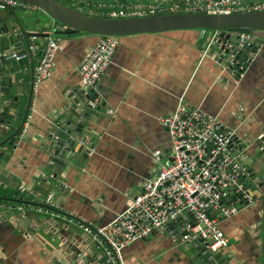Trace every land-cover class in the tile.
<instances>
[{"label": "crops", "instance_id": "1", "mask_svg": "<svg viewBox=\"0 0 264 264\" xmlns=\"http://www.w3.org/2000/svg\"><path fill=\"white\" fill-rule=\"evenodd\" d=\"M56 1L76 8L70 0ZM87 1L90 8L152 2ZM11 12L25 30L48 34L61 47L54 56L51 77L34 86L33 70L44 38L37 42L28 38L29 46L35 47L31 56L21 35L18 39L12 36V42L8 34L0 35V56L11 51L26 54L21 60H0V88L8 92V98L0 96V202L16 205L20 196L40 202L52 194L56 215H73L92 226L108 223L170 156V137L160 119L174 111L180 98L236 131L244 147L246 169H257L263 163L259 137L264 135V43L246 56L245 70L239 76L226 62L220 63L219 50L208 46L218 31L183 29L117 37L112 63L97 86L100 104L82 125L83 147L92 149L86 157L78 154L71 162L56 157L58 162L51 165L57 139L67 138V122L77 127L79 118L72 107L85 101L74 94L80 91L78 67L98 36L67 33L36 6L0 9V26L16 27L13 34L19 31ZM249 182L246 176L245 183ZM253 195L255 200L249 196L248 202H236L237 212L220 220L228 239L226 248L200 252L194 245L180 244L173 232L154 231L123 248L125 264H264V198L256 191ZM35 208L0 213V264H59L42 246L34 215L39 214L43 223L53 216L47 218ZM25 212L34 215L24 216ZM62 233L80 257L104 255L76 226H66ZM206 253L209 258L205 260Z\"/></svg>", "mask_w": 264, "mask_h": 264}, {"label": "built area", "instance_id": "2", "mask_svg": "<svg viewBox=\"0 0 264 264\" xmlns=\"http://www.w3.org/2000/svg\"><path fill=\"white\" fill-rule=\"evenodd\" d=\"M70 2L77 11L86 15L113 19L264 11V2L245 4L242 0H152L147 4L125 7L97 4L94 8H90L87 0ZM5 7L30 9L35 6L17 0H0V9ZM216 36L215 33L210 38L208 46H211ZM117 45V37L98 36L79 64V88L86 99V108L93 110L100 104L97 86L112 63ZM60 47L57 40L44 38L33 70L34 86L51 77L54 56ZM28 52L34 55L35 47L29 46ZM24 57L26 54L11 51L2 54L0 59L21 60ZM246 58L234 61V55H229L227 67L229 64L236 66L237 69L232 71L240 76L245 70ZM160 124L170 137V156L159 164L153 177L142 183L139 193L129 200L122 212L99 226H92L73 215L60 217L63 226L79 228L92 244L101 249L111 264H125L123 248L147 238L154 231L173 232L183 245L201 241L207 252L224 249L228 239L220 228V220L237 212L236 202H248L250 198L245 183L248 172L243 163L244 147L235 130L224 127L217 117L189 107L183 98L179 99L171 114L160 119ZM259 138H264V135ZM42 203L55 209L52 194H48ZM10 210L22 212L23 206L0 202V213ZM35 211L48 213L52 218L58 217L56 213L41 208H35Z\"/></svg>", "mask_w": 264, "mask_h": 264}, {"label": "water", "instance_id": "3", "mask_svg": "<svg viewBox=\"0 0 264 264\" xmlns=\"http://www.w3.org/2000/svg\"><path fill=\"white\" fill-rule=\"evenodd\" d=\"M36 6L39 10L45 13L51 20L58 25L64 26L67 33L82 32L87 35L94 36H127L147 33H161L183 29H202L218 31L211 47L214 50H219L220 63L227 62L229 55H234V61H241L246 58L250 52H254L258 45L264 43V11L230 15H207V14H170L161 16H147L135 18H99L81 13L75 9H71L57 2L56 0H17ZM17 23L19 33L13 34L16 27H8L7 25L0 26V35H9V41L12 42L13 37L18 39L21 35L26 47H29V37H33V41H39L38 38H47L48 34H40L25 30L15 17L14 12H11ZM37 24V21H35ZM13 36V37H12ZM44 41V39H43ZM1 45L2 42L0 43ZM20 45V44H19ZM4 49H7L6 47ZM229 70H236V66L228 65ZM79 100L83 98L82 91H75ZM8 98V92L5 87L0 88V96ZM31 92L26 105V114L30 106ZM15 100V98H14ZM77 103V99L74 100ZM8 101L5 102L8 105ZM85 108V111L82 110ZM8 109H3L6 112ZM72 113L79 118L77 127L69 121L67 122L68 130L65 131L67 138L57 139L53 146V158L51 165L58 162L56 157L63 160L69 158V162L74 160L78 154L83 157L90 152L92 146L84 149L85 137L82 136V125L89 114L93 111L86 108V99L83 104L76 108L72 107ZM84 137V138H83ZM264 138L260 139L261 146L259 154L264 160ZM63 164V162H59ZM251 182L247 184L249 196L252 200L256 199V193L264 198V161L259 168L254 170L246 169ZM264 200V199H263ZM32 212H25L24 216H33ZM35 220L38 222L37 234L43 241L44 247L52 253L59 261V264H111L105 255H94L92 257H80L78 251L72 250L70 243L65 240V227H62V222L52 218L50 221L43 223L39 218V214L35 213ZM57 218V217H56ZM197 247L200 252L204 250V244L201 241H195L190 244ZM63 249L62 252H56L57 249ZM56 249V250H55ZM62 253V254H61ZM209 258V254L204 255V259Z\"/></svg>", "mask_w": 264, "mask_h": 264}, {"label": "trees", "instance_id": "4", "mask_svg": "<svg viewBox=\"0 0 264 264\" xmlns=\"http://www.w3.org/2000/svg\"><path fill=\"white\" fill-rule=\"evenodd\" d=\"M22 195H25V194H22ZM14 203H16V205H22L23 207H27V206H31L32 205V206L41 208L44 211L56 213V210H54L53 208H48L47 206L43 205L42 201L34 202V201H31L26 196H20L18 199H16V201H14ZM43 215L46 216L47 218L50 217V215L48 213L47 214H43ZM58 216L59 217H57V218L54 217V219H58V220H60V222H63L62 219H60V217L62 215L58 214Z\"/></svg>", "mask_w": 264, "mask_h": 264}, {"label": "bare ground", "instance_id": "5", "mask_svg": "<svg viewBox=\"0 0 264 264\" xmlns=\"http://www.w3.org/2000/svg\"><path fill=\"white\" fill-rule=\"evenodd\" d=\"M1 60V59H0Z\"/></svg>", "mask_w": 264, "mask_h": 264}]
</instances>
